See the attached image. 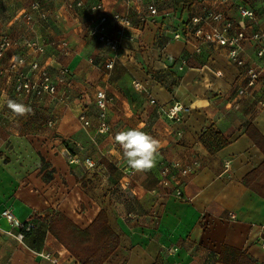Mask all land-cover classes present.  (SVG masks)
Returning a JSON list of instances; mask_svg holds the SVG:
<instances>
[{
	"label": "crops",
	"instance_id": "0c3cea01",
	"mask_svg": "<svg viewBox=\"0 0 264 264\" xmlns=\"http://www.w3.org/2000/svg\"><path fill=\"white\" fill-rule=\"evenodd\" d=\"M78 1L82 8L67 9ZM99 1L108 13L128 15L132 28L127 34L135 37L122 41L111 70L104 68L110 52L86 34L97 15L88 9ZM33 4L37 11L30 10ZM154 8L156 16L150 17L146 5L136 0L128 7L121 0H0V38L12 42L0 59V73L14 58L25 60L18 73L0 75V213L8 209L16 220L35 224L34 232L19 242L18 230L0 217V264H49L32 251L56 253L63 262L77 264L48 231L49 220L58 214L83 231L100 211L119 238L105 264H154L158 258L163 264H219L223 246L264 264V197L243 185L244 177L264 161L245 133L252 125L264 137V73L246 88V71L264 67V56L256 57L264 44L245 40L244 67H235L225 47L201 45L197 50L195 31L206 27L192 23L212 12L236 25L239 10L249 9L255 16L243 19L249 38L264 31V0H155ZM28 12L32 27L22 17ZM31 42L42 52L27 47ZM33 62L53 80L62 69L70 71L64 83H57L64 103L15 93L19 75L34 76L28 67ZM155 73L164 82L176 79L171 92ZM135 81L148 94L134 89ZM239 89H245L243 96L237 95ZM99 90L112 98L106 134L97 132L94 100ZM5 94L30 106L31 114L14 116ZM175 104L183 109L179 121L158 111ZM80 112L90 122L86 129L77 119ZM141 126L160 141L162 156L151 170L127 176L123 150L113 138ZM209 127L228 143L213 154L199 140ZM65 150L80 162L69 163ZM42 160L46 168L41 172ZM164 161L192 168L177 178L182 198L174 194L176 184H160ZM45 172L51 180L45 181Z\"/></svg>",
	"mask_w": 264,
	"mask_h": 264
},
{
	"label": "built area",
	"instance_id": "2783aa9c",
	"mask_svg": "<svg viewBox=\"0 0 264 264\" xmlns=\"http://www.w3.org/2000/svg\"><path fill=\"white\" fill-rule=\"evenodd\" d=\"M126 7L130 6L132 0H121ZM139 3L146 5V11L150 17L156 16V9L154 8L155 0H136ZM218 2H231L233 0H216ZM68 10L80 9L83 7V2L78 1L74 4L68 3L66 5ZM31 11H37V4H33L30 7ZM88 12L90 15L97 13L96 17L91 18L86 26V34L88 37L94 39L97 43L102 45L105 49L110 52V56L105 60L104 68L106 70H111L113 68L115 59L117 58L118 52L121 48L122 41L127 39L130 42L135 41V37L128 35L127 32L132 28L131 21L126 14L119 13H108L102 3L99 1L95 5H92ZM241 20L233 25L231 22L226 21L222 13H212L207 12L202 18H193L192 23H201L206 30L198 28L195 31V37L198 41L199 46H220L227 49L226 58L227 61L235 67H244L245 60L243 57V42L250 39L256 43L264 44V31L253 33L249 38L245 34V24L243 22L244 18L254 19V13L249 9L239 10ZM24 22L32 27L34 24L33 15L31 12L22 14ZM178 38V36H176ZM12 45L11 40L8 37L0 38V59L2 58L4 52L9 49ZM62 48L67 47L66 42L60 44ZM27 47L33 49L36 52L41 53L42 48L35 42L27 44ZM264 56V48H260L256 54L257 58H262ZM25 65V60L23 57L14 58L10 61L8 68L1 72L0 75H9L11 73H18L19 69ZM29 71L35 73L33 77H27L25 75H19L15 82L14 91L17 95H24L26 97H33L37 99L52 98L59 103L65 102V96L63 94H57V83H64L65 77L69 74L68 69H62L57 80H53L48 73L47 69L39 66L38 63L33 62L28 65ZM261 73H264V67L257 70L248 69L246 71V88L251 89L255 86ZM134 89L142 91L148 94V91L139 82L133 83ZM103 93V107L100 106V101L98 100V94ZM245 94V89H239L237 91L238 96H243ZM151 105H156V101L150 99ZM112 103V98L108 97L107 94L99 90L95 94L94 104L97 109V119L99 121V127L97 132L99 134L108 133V126L104 123L106 119V112L108 106ZM180 105L175 104L173 107L164 109L160 107L158 109L159 113L163 115L168 120L179 121V113L182 111ZM79 123L83 128H88L90 122L83 112H80L77 117ZM53 121H49L48 125H53ZM106 128L107 130H103ZM65 155L67 156L69 163H79L80 160L72 156L68 150H65ZM162 156V149L159 150V157ZM89 168H92L94 164L88 159L83 161ZM195 165V164H194ZM160 184L165 187H171L172 183L176 184L174 187V194L177 198H182V191L179 187V182L177 180L178 176H186L191 171L192 168L188 166H183L179 162H161L160 163ZM135 172L129 169L125 172L127 176H131ZM0 217L5 219L9 224L13 225L18 230V235L16 239L19 242H24V236L20 232H31L34 229V223L32 221L20 222L15 219L12 212L8 209L3 210L0 213ZM230 219L233 220L234 216L229 215ZM264 245V244H263ZM32 251V250H31ZM40 259L46 261L49 264H67L63 262L59 255L51 252H35L32 251Z\"/></svg>",
	"mask_w": 264,
	"mask_h": 264
},
{
	"label": "trees",
	"instance_id": "16d2710c",
	"mask_svg": "<svg viewBox=\"0 0 264 264\" xmlns=\"http://www.w3.org/2000/svg\"><path fill=\"white\" fill-rule=\"evenodd\" d=\"M158 79L168 92L173 90L176 85V79L162 81L157 74L153 75ZM246 136L253 142L264 156V137L257 129L249 125L246 128ZM202 146L209 154L224 148L228 143L221 134L214 131L212 127L207 128L199 138ZM41 172L46 168L44 161H41ZM45 181L51 180V175L46 172L43 174ZM243 185L250 188L264 197V161L254 170H252L243 179ZM31 232H20L26 237ZM48 231L57 239L68 253L74 258L77 264H105L109 257L119 246L118 236L110 229L107 215L100 211L92 223L83 231L75 230L73 224L66 218L58 214H53L49 220ZM219 264H258L245 251H241L228 246H223L218 258ZM154 264H163L158 258Z\"/></svg>",
	"mask_w": 264,
	"mask_h": 264
},
{
	"label": "clouds",
	"instance_id": "9594fccd",
	"mask_svg": "<svg viewBox=\"0 0 264 264\" xmlns=\"http://www.w3.org/2000/svg\"><path fill=\"white\" fill-rule=\"evenodd\" d=\"M4 99L7 107L14 116L23 117L31 114L32 109L24 103H18L15 100ZM100 106L103 107V93L98 94ZM103 130H107L104 128ZM114 142L117 143L122 151V157L126 161L127 167L136 173H143L155 167L161 143L149 133L142 130L141 127L120 131L114 136Z\"/></svg>",
	"mask_w": 264,
	"mask_h": 264
}]
</instances>
